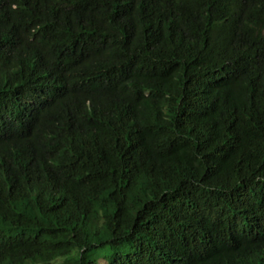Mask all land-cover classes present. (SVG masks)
I'll return each instance as SVG.
<instances>
[{
    "label": "trees",
    "instance_id": "obj_1",
    "mask_svg": "<svg viewBox=\"0 0 264 264\" xmlns=\"http://www.w3.org/2000/svg\"><path fill=\"white\" fill-rule=\"evenodd\" d=\"M101 258L264 264V0H0V264Z\"/></svg>",
    "mask_w": 264,
    "mask_h": 264
},
{
    "label": "bare ground",
    "instance_id": "obj_2",
    "mask_svg": "<svg viewBox=\"0 0 264 264\" xmlns=\"http://www.w3.org/2000/svg\"><path fill=\"white\" fill-rule=\"evenodd\" d=\"M38 26H39V25H38ZM34 27H35V26H34ZM34 27H33V28H34ZM25 29H26V28H25ZM34 29H35V28H34ZM28 43H30V42H28ZM23 45H24V44H23ZM30 46H31V45H30ZM79 56H80V55H79ZM12 62H13V61H12ZM27 63H28V62H27ZM9 64H10V63H9ZM104 67H105V66H104ZM111 67H112V66H111ZM111 67H110V68H111ZM106 68H108V66H107ZM101 69H102V68H101ZM104 70H105V69H104ZM108 70H109V69H108ZM106 71H107V70H106ZM107 72H108V71H107ZM129 72H130V71H129ZM134 72H135V71H134ZM137 72H138V71H137ZM140 72H142V71H140ZM63 73H64V72H63ZM73 73H74V72H73ZM137 74H140V73H137ZM144 74H146V73H144ZM64 75H65V73H64ZM66 75H67V74H66ZM140 76H141V75H140ZM145 76H146V75H145ZM150 76H152V75H150ZM138 77H139V76H138ZM147 77H148V76H147ZM129 78H130V77H129ZM133 78L135 79V77H133ZM145 78H146V77H145ZM148 78H150V77H148ZM119 80H120V79H119ZM131 80H132V81H130L131 83H132V82H135L133 79H131ZM140 80H141V79H140ZM140 80H139V81H140ZM122 81H123V80H122ZM124 81H125V80H124ZM137 81H138V80H137ZM108 82H109V81H108ZM115 82H116V81H115ZM116 83H117V82H116ZM123 83H124V82H123ZM123 83H122V84H123ZM126 83H127V82H126ZM139 83H141V82H138V84H139ZM119 84H120V82H119ZM140 85H142V84H140ZM145 85H146V83H145ZM127 86H128V85H127ZM129 86H130V85H129ZM102 87H103V86H102ZM102 87H101V88H102ZM114 87H115V85H114ZM116 87H117V86H116ZM118 87H119V86H118ZM138 87H139V86H138ZM119 88H120V87H119ZM126 88H127V87H126ZM107 89H108V88H107ZM133 89H135V88H133ZM114 90H115V89H114ZM131 90H132V89H131ZM135 90H136V89H135ZM137 90H138V88H137ZM112 91H113V90H112ZM112 91H111V92H112ZM119 91H120V90H119ZM121 91H122V90H121ZM9 92H10V91H9ZM116 92H117V91H116ZM133 92H135V91L133 90ZM137 92H138V91H137ZM150 92H151V91H150ZM9 94H10V93H9ZM63 95H64V94H63ZM59 97H60V96H59ZM63 97H65V96H63ZM61 100H62V99H61ZM70 108H71V107H70ZM75 110H76V109H75ZM76 111H77V110H76ZM42 113H43V112H42ZM40 115H41V114H39V115H37V116H40ZM208 117H209V115H208ZM211 118H212V117H211ZM211 118H210V119H211ZM32 119H33V118H32ZM36 120H37V119H36ZM213 121H214V120H213ZM219 121H220V120H219ZM31 125H32V124H31ZM208 126H209V125H208ZM202 129H204V128H203V125H202ZM202 129H201V130H202ZM212 129H213V128H212ZM210 130H211V129H210ZM202 131H203V130H202ZM200 132H201V131H200ZM207 132H211V131H207ZM120 141H121V140H120ZM118 143H119V142H118ZM121 144H122V142H121ZM213 144H214V143H213ZM213 144H212V145H213Z\"/></svg>",
    "mask_w": 264,
    "mask_h": 264
},
{
    "label": "rangeland",
    "instance_id": "obj_3",
    "mask_svg": "<svg viewBox=\"0 0 264 264\" xmlns=\"http://www.w3.org/2000/svg\"><path fill=\"white\" fill-rule=\"evenodd\" d=\"M103 262H104V261H103V259H102V258H101V259H99V263H100V264H103Z\"/></svg>",
    "mask_w": 264,
    "mask_h": 264
}]
</instances>
